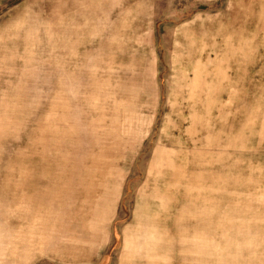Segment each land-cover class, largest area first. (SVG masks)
<instances>
[{"label": "rangeland", "instance_id": "obj_1", "mask_svg": "<svg viewBox=\"0 0 264 264\" xmlns=\"http://www.w3.org/2000/svg\"><path fill=\"white\" fill-rule=\"evenodd\" d=\"M0 264H264V0H0Z\"/></svg>", "mask_w": 264, "mask_h": 264}]
</instances>
